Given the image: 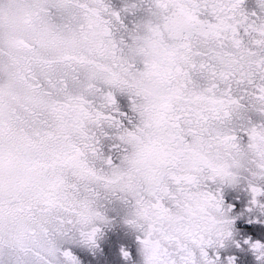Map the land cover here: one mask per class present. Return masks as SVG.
I'll use <instances>...</instances> for the list:
<instances>
[{
    "label": "snow or ice",
    "instance_id": "1",
    "mask_svg": "<svg viewBox=\"0 0 264 264\" xmlns=\"http://www.w3.org/2000/svg\"><path fill=\"white\" fill-rule=\"evenodd\" d=\"M91 258L264 264V0H0V264Z\"/></svg>",
    "mask_w": 264,
    "mask_h": 264
},
{
    "label": "rangeland",
    "instance_id": "2",
    "mask_svg": "<svg viewBox=\"0 0 264 264\" xmlns=\"http://www.w3.org/2000/svg\"><path fill=\"white\" fill-rule=\"evenodd\" d=\"M105 238H106V240H109V241H114V239H115L114 234L110 231H106ZM101 247L109 248V244L108 243H102ZM91 259H92V264H96V258H91ZM85 264H89V261L87 259L85 261ZM99 264H104L103 258H100Z\"/></svg>",
    "mask_w": 264,
    "mask_h": 264
},
{
    "label": "flooded vegetation",
    "instance_id": "3",
    "mask_svg": "<svg viewBox=\"0 0 264 264\" xmlns=\"http://www.w3.org/2000/svg\"><path fill=\"white\" fill-rule=\"evenodd\" d=\"M116 2V0H113V3H115Z\"/></svg>",
    "mask_w": 264,
    "mask_h": 264
}]
</instances>
